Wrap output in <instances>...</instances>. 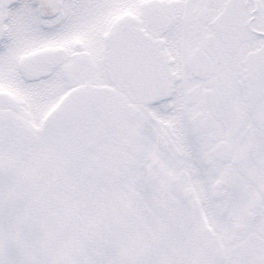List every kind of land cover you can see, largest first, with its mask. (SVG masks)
I'll return each instance as SVG.
<instances>
[{"label": "snow or ice", "instance_id": "obj_1", "mask_svg": "<svg viewBox=\"0 0 264 264\" xmlns=\"http://www.w3.org/2000/svg\"><path fill=\"white\" fill-rule=\"evenodd\" d=\"M0 264H264V0H0Z\"/></svg>", "mask_w": 264, "mask_h": 264}]
</instances>
